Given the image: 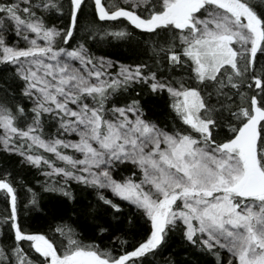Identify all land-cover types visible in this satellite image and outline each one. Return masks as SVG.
Masks as SVG:
<instances>
[{
	"label": "snow or ice",
	"instance_id": "6c2138e0",
	"mask_svg": "<svg viewBox=\"0 0 264 264\" xmlns=\"http://www.w3.org/2000/svg\"><path fill=\"white\" fill-rule=\"evenodd\" d=\"M261 6L0 0V264H145L176 231L217 264H264ZM113 41L136 58L97 55ZM73 184L92 200L77 206ZM43 192L69 207L29 229L21 202L40 209ZM124 202L139 238L109 219Z\"/></svg>",
	"mask_w": 264,
	"mask_h": 264
},
{
	"label": "trees",
	"instance_id": "16d2710c",
	"mask_svg": "<svg viewBox=\"0 0 264 264\" xmlns=\"http://www.w3.org/2000/svg\"><path fill=\"white\" fill-rule=\"evenodd\" d=\"M252 2L258 6H261L260 0H252ZM264 7V6H261ZM89 13L91 9L88 10ZM87 19H91L90 14L87 15ZM53 23H55V18H53ZM103 23V22H101ZM74 43V41H70ZM130 44L134 45V41L119 43L113 41L112 44H104L98 46L100 51L97 55H109L114 59H119L124 62H129L136 58V49ZM264 62V61H261ZM145 106L150 109V115L159 120L163 121L165 124L169 123V110L166 107L165 100L160 97L145 95L144 100ZM24 179L29 183H34L37 179H43V177L32 168H26L22 171ZM73 187L78 192L81 197L80 204L77 206H82L84 203L92 200V196L88 191H81L79 186L73 184ZM23 196V193L21 194ZM41 207L40 209H32L28 207L24 210L23 205H26L27 201L22 200V207L20 209L21 219L25 222V226L29 229H41L45 230L50 224L51 215L61 208H68L69 205L63 203L62 199L57 193L43 192L41 193ZM71 202H69L70 204ZM4 209V201L2 195H0V210ZM123 215L119 217H109L115 222L116 219L122 221V227L127 228L131 235L139 238L143 234V229L141 225L143 224V217L135 225L128 224L126 217L132 216L135 220L139 216V212L134 206H130L127 202H124V207L122 208ZM139 229V232L133 231V229ZM134 243V241H130ZM223 254V253H222ZM173 260L175 264H217L218 258L210 252H201L190 246L182 237L179 231L169 233L166 243L161 247L155 256H148L146 258L145 264H166L167 261Z\"/></svg>",
	"mask_w": 264,
	"mask_h": 264
}]
</instances>
